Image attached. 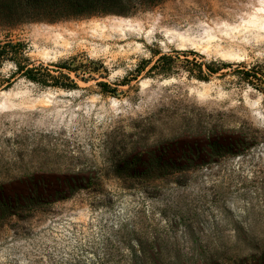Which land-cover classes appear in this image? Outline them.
<instances>
[{"label":"rangeland","instance_id":"374dc122","mask_svg":"<svg viewBox=\"0 0 264 264\" xmlns=\"http://www.w3.org/2000/svg\"><path fill=\"white\" fill-rule=\"evenodd\" d=\"M258 1L127 0L0 29L35 61H101L114 89L73 72L71 89H0V264H264V80L245 73L264 75ZM182 50L229 64L201 80L179 54L146 74Z\"/></svg>","mask_w":264,"mask_h":264},{"label":"trees","instance_id":"16d2710c","mask_svg":"<svg viewBox=\"0 0 264 264\" xmlns=\"http://www.w3.org/2000/svg\"><path fill=\"white\" fill-rule=\"evenodd\" d=\"M141 1L153 5L164 0ZM126 2L127 0H0V29H11L29 20L55 22L62 19L121 13ZM27 49V43L23 40L10 38L9 35L0 39V89L10 87L16 78H24L41 86L71 89L77 86L75 79L70 75L73 72L75 77L83 81L94 79L104 92L114 90L107 81L98 79L107 75L106 67L99 60L86 56L85 61H77L76 56H71L68 59L44 63L32 60L27 55ZM154 54L157 58L146 70L147 75L152 72L162 75L172 74L178 65L176 57L179 54L184 55L187 64L190 61L187 55H194L191 61L194 67L183 65V68L201 80L208 79L210 75L229 64L215 60H196V57L203 58V55L194 50L177 51L175 55L159 51ZM149 62L142 59L136 66L135 75L145 70ZM6 63L11 64L12 69L8 75H2L1 69ZM245 73L247 78L252 76L256 80H264V75H258L256 72L245 71Z\"/></svg>","mask_w":264,"mask_h":264},{"label":"bare ground","instance_id":"6f19581e","mask_svg":"<svg viewBox=\"0 0 264 264\" xmlns=\"http://www.w3.org/2000/svg\"><path fill=\"white\" fill-rule=\"evenodd\" d=\"M259 6L255 9V14L252 16V21L253 23L257 24L258 27L264 28V0H259L258 1Z\"/></svg>","mask_w":264,"mask_h":264}]
</instances>
